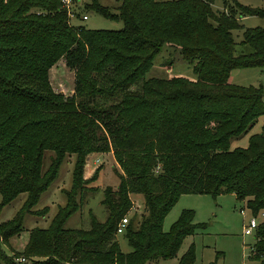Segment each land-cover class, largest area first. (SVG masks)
I'll use <instances>...</instances> for the list:
<instances>
[{
  "label": "trees",
  "instance_id": "obj_1",
  "mask_svg": "<svg viewBox=\"0 0 264 264\" xmlns=\"http://www.w3.org/2000/svg\"><path fill=\"white\" fill-rule=\"evenodd\" d=\"M72 1L73 17L81 6L121 28L73 26L58 0H0V207L25 195L14 216L0 223V241L19 233L24 214L46 211L31 207L70 154L64 204L14 253L26 264L172 258L185 237L203 228L183 210L162 230L183 194H233L253 216L264 210V121L246 147L229 149L232 138L264 118V91L228 82L233 69L264 68V26L240 23L242 15L264 19V10L235 0H223L221 11L212 9L213 0H117L111 12L98 0ZM162 44L192 65L194 79L144 77ZM59 58L73 71L67 96L52 91L47 79ZM103 152H110L117 178L114 188L101 190L103 219L88 209L79 227L63 228L82 192L94 190L86 185L99 168L83 177L87 156ZM132 195L140 196L142 209L127 218L120 234L130 250L121 252L114 230L135 208ZM253 249L252 258L264 264V219L254 230ZM194 257L190 245L178 264H193Z\"/></svg>",
  "mask_w": 264,
  "mask_h": 264
},
{
  "label": "rangeland",
  "instance_id": "obj_2",
  "mask_svg": "<svg viewBox=\"0 0 264 264\" xmlns=\"http://www.w3.org/2000/svg\"><path fill=\"white\" fill-rule=\"evenodd\" d=\"M239 4L264 10V0H235ZM101 5L107 6L111 12L115 11L117 0H98ZM214 11L224 10L223 0H213L211 5ZM77 16L69 19L73 26H82L84 29H103L118 30L121 28L119 21L109 20L100 15L82 10V7L74 9ZM85 18L82 19L81 16ZM240 23L243 28L263 26L264 19L261 16L242 15ZM235 42L242 39V29L232 31ZM168 44H162L159 52L154 56L152 65L144 74L145 78H167L171 75H181L189 79H194L195 74L192 71V65L185 62L180 54L176 57V53L170 50ZM169 59V60H168ZM167 61H170L168 68L165 67ZM47 79L50 88L54 92H60L67 96L73 88V71L67 69L61 58H59L47 71ZM228 82L240 86H262L264 91V68H242L233 69L230 72ZM264 102V97H263ZM264 121L263 117H259L253 127L244 135L230 140L229 149L236 147H246L248 137L260 131V127ZM48 151L45 152L43 165L47 164ZM73 164V155H65L60 162L56 175L48 184L46 189L42 191L36 203L31 207V211H39L46 208L45 212L39 211L40 214H24L21 220V230L17 235L7 238L6 242L0 241V264H8L7 259H12L15 264L21 256H15L14 253H20L27 239L28 232L32 228L47 227L51 217L55 213L58 206H62L65 202L63 191L70 186V172ZM98 167L96 177L93 181L87 183L86 188H93V191L85 190L81 194L78 209L71 213L64 221L62 227L65 229L77 228L80 222L86 219V213L89 209L97 220L103 219V207L99 203L102 197L101 190L105 186L114 188L117 178L114 173V162L110 152L94 153L87 156L84 165L83 177H88L93 170ZM87 175V176H86ZM25 198L24 193L18 194L7 204L0 207V223L11 219L15 212L20 208ZM133 206L126 216L132 214L139 215L141 212V198L139 195H132ZM189 210L192 212V223L202 225L203 228H196L193 234L185 237L178 249V252L168 259H158L149 261L144 264H178L180 256L188 249L190 245L194 249L193 264H208L214 261L215 255H219L216 264H258V260H254L250 255V247L253 246L254 232L250 235L243 233V226L253 215L245 207L243 202L235 200L231 194H219L212 197L208 194H183L169 209L162 220V230L167 231L172 222L178 218L181 211ZM242 210V213H241ZM103 212V213H102ZM261 212L264 213V210ZM261 212L256 215V221L260 222L264 219ZM137 216L135 217V221ZM119 250L128 252L130 248L126 244L121 234H115ZM27 263V261H26Z\"/></svg>",
  "mask_w": 264,
  "mask_h": 264
},
{
  "label": "built area",
  "instance_id": "obj_3",
  "mask_svg": "<svg viewBox=\"0 0 264 264\" xmlns=\"http://www.w3.org/2000/svg\"><path fill=\"white\" fill-rule=\"evenodd\" d=\"M60 3V6L65 10V13L68 17V19L73 17V8L75 7L74 2L72 0H58ZM82 19L85 18L84 15L81 16ZM70 23V22H69ZM242 213V210H241ZM261 215L264 217V213L261 212ZM127 223V217L123 216L119 219V221L116 224L115 227V234H120L124 230V227ZM259 222L256 221V216H252L249 218L248 222L243 226V233L245 235H250L254 232V230L257 228ZM254 255V249L253 246L250 247V256ZM18 262H21L22 264H26V259L23 257H19Z\"/></svg>",
  "mask_w": 264,
  "mask_h": 264
},
{
  "label": "crops",
  "instance_id": "obj_4",
  "mask_svg": "<svg viewBox=\"0 0 264 264\" xmlns=\"http://www.w3.org/2000/svg\"><path fill=\"white\" fill-rule=\"evenodd\" d=\"M264 26V25H263ZM87 176V175H86ZM234 198L235 196L233 194H231ZM236 200V199H235ZM219 255H217V258H218ZM215 260V264L217 263V259H214ZM212 262V261H211Z\"/></svg>",
  "mask_w": 264,
  "mask_h": 264
}]
</instances>
